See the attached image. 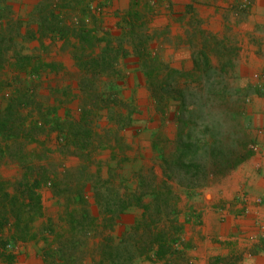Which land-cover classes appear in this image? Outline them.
<instances>
[{"label": "trees", "instance_id": "1", "mask_svg": "<svg viewBox=\"0 0 264 264\" xmlns=\"http://www.w3.org/2000/svg\"><path fill=\"white\" fill-rule=\"evenodd\" d=\"M8 1L0 0V57L11 45L17 69L34 74L42 62L37 55L23 53L20 43L15 48L23 22L7 19L11 11ZM69 4L70 0H40L35 8L37 17L32 15L38 29L27 30L23 36L34 38L50 33L70 44L77 67L70 72L68 87L73 92L54 89V99L48 104L42 100L47 97H39L36 83L23 79L22 88L16 86L14 96L0 112V142L16 137L14 146L0 145V157L14 150L21 168L14 180L0 178V258L5 263L12 262L16 254L6 246L28 241L35 243L41 264H80L86 255L92 264H137L144 258H165L176 250L174 244L183 230L179 191L171 182L189 194L211 178L225 175L251 153L252 138L246 133L250 123L247 115L242 119L247 92L226 80L227 67H233L229 54L226 60L212 63L210 53L225 56L220 48L225 45H219L223 40L203 29L192 32L201 38L192 53V71L180 72L160 59L151 47L156 33L149 28L148 0L143 1V10L140 0H131L116 33L97 27L96 19L91 25L82 20L78 26L67 25L65 9ZM88 13L86 6L82 15ZM4 18L9 36L2 23ZM189 40L197 44L191 37ZM129 56L136 58L157 108L162 110L171 100L176 106L177 132L171 149L156 147L165 177L160 182L154 175L145 180L133 172L132 177V171L124 169L127 156H119L128 146L122 131L134 123L139 113L123 94L126 71L120 61ZM181 75H195L193 80L198 84L188 78L181 81ZM69 93L78 99V117L70 114L68 107L64 115L58 113V105ZM28 105V112L36 111V119L20 110ZM47 124L62 136V151L80 157L77 166L58 173L50 169L45 143L36 138ZM22 135L38 140L40 148L16 143ZM103 148L111 149L109 160H96L94 153ZM45 185L57 198L62 212L57 222L49 217L35 230L32 222L43 215L41 188ZM91 197L104 214L100 221L90 212ZM133 206L142 209L140 217L117 234L115 226L120 216Z\"/></svg>", "mask_w": 264, "mask_h": 264}, {"label": "rangeland", "instance_id": "2", "mask_svg": "<svg viewBox=\"0 0 264 264\" xmlns=\"http://www.w3.org/2000/svg\"><path fill=\"white\" fill-rule=\"evenodd\" d=\"M143 1L145 0H140L141 9L143 8ZM148 1L151 7L150 11L146 10V15L150 19L149 28L151 30L155 29L156 33L151 42V47L158 52L160 59L166 61L170 67L177 68L183 73L192 71V53L193 50L199 47L201 42V38L192 33L195 29H203L208 34L212 33L217 36V39L223 40L219 45H225V48L220 47L225 51V56L221 57L210 53V59L212 63L217 64L220 60H226L228 54L231 57L233 67H227L226 80L232 86L239 87L241 91L246 90L245 92H247L244 96L246 111V114L244 113L242 116V119H244L250 111L252 96L256 91H259L257 81L263 77L261 71H255L254 68L251 70L249 66L255 65V59L252 55L254 46L256 47L254 48L255 52L264 57V0ZM39 2L40 0L8 1L11 11L7 19L23 22L19 28L20 36L16 37L18 45L15 48L17 49L20 43V46H24L23 53L39 56L42 64L34 74L22 73L14 64L13 47L9 45L6 50H3L2 57H0V112L5 110L9 99L14 96L16 86L22 88L24 80L32 82L33 85H35V82L39 97H47V100H42L48 104H52L54 98L51 94L54 89H65V92L69 89L70 93L73 92L68 87L71 82L70 72L75 71L77 67L70 53V44L62 38L53 37L50 33L36 35L34 38L23 36L27 30L38 29V24L32 18L37 17L35 8ZM130 4L131 0H70V4L65 9V22L67 25L78 26L82 20L91 25L92 20L96 19L97 27L116 33L119 31L122 15ZM86 6H88L89 13L83 16V9ZM7 19L4 18L2 21L5 27L7 26ZM11 31L15 37V29L12 28ZM7 32L9 36L10 31L8 28ZM189 37L194 39L197 44L192 45L193 43L190 42ZM5 42L4 48L5 45L7 46ZM135 60L134 56H129L124 61H120V65L125 67L126 71L123 94L131 99L136 111L139 113L136 114L134 123L122 131L128 146L119 152V156H127L128 160L124 163V169L132 171V177L133 172L136 175L144 176L145 180L154 175L156 182H160L165 177L160 165L159 153L156 150L159 147H164L166 151L171 149L172 141L175 139L177 132L176 106L171 100L162 110L157 108L154 100L150 97L145 77L138 70ZM186 78L192 80L193 84H198L193 80L195 75H193V78L187 77V75L179 77L181 81L186 80ZM70 93L67 94L65 101H61L58 105V113L64 115V109L68 107L70 114L78 117L80 112L78 109L79 102L74 96L70 97ZM61 95L63 98L62 93ZM62 98L61 100H63ZM31 105H34V103ZM20 110L28 118L36 119L38 116L36 111L32 109L31 113L28 112L30 110L29 105L20 107ZM246 133L251 138L249 128H247ZM36 138L45 143L47 162L51 164L50 169L52 171L58 173L64 168L75 167L81 162L80 157L77 155L62 151V136L49 124L44 126L43 131L36 134ZM15 139L16 137L9 138L5 142L2 140L0 145L7 143L14 146ZM17 142L28 143V148H40V144L37 143L38 140L31 141L26 139L24 135L17 139ZM11 152H4L0 157V178L4 180H14L21 173V168L13 153L14 150H11ZM110 156V148H103L94 153L96 160L107 161ZM42 161L45 162L44 159ZM94 166V164L91 165V167ZM222 176L211 178L206 185L189 194L180 191L181 187L177 183L171 182L176 191H179V219L183 223L180 239L174 244L176 250L172 254H167L165 258H144L139 260L137 264H193L190 250L195 245L194 239L195 237L204 236L200 225L203 205L208 197L207 195L205 198V193L208 188L214 187V184ZM41 194L43 215L32 222L35 230L43 222H46L49 217L53 219L54 223L57 222L58 215L62 212L61 205L57 198L52 195L47 185L41 188ZM89 199L91 203L90 212L97 216L100 221L104 214L100 212L92 197ZM141 213L142 209L138 206L131 207L120 216L115 226V232L120 234L126 226L134 224ZM95 240L98 241L99 238L96 237ZM20 245H23V243L8 244L6 248L14 251ZM215 261L217 260L215 259ZM229 262L231 261L229 260ZM80 264H92L91 257L86 255Z\"/></svg>", "mask_w": 264, "mask_h": 264}, {"label": "crops", "instance_id": "3", "mask_svg": "<svg viewBox=\"0 0 264 264\" xmlns=\"http://www.w3.org/2000/svg\"><path fill=\"white\" fill-rule=\"evenodd\" d=\"M254 48L255 65L249 67L263 77L247 115L251 153L206 190L200 225L204 236L194 239L193 264H264V57ZM34 245L23 243L13 251L12 262L0 258V264H41Z\"/></svg>", "mask_w": 264, "mask_h": 264}]
</instances>
